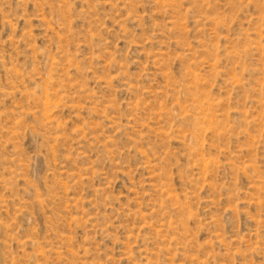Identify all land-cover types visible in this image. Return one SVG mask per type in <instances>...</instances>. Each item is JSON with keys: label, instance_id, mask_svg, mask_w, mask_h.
Segmentation results:
<instances>
[{"label": "rangeland", "instance_id": "1", "mask_svg": "<svg viewBox=\"0 0 264 264\" xmlns=\"http://www.w3.org/2000/svg\"><path fill=\"white\" fill-rule=\"evenodd\" d=\"M0 264H264V0H0Z\"/></svg>", "mask_w": 264, "mask_h": 264}]
</instances>
